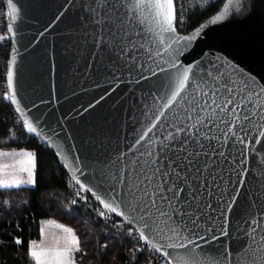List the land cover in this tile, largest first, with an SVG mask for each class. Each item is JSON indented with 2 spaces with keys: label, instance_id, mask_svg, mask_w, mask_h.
Returning a JSON list of instances; mask_svg holds the SVG:
<instances>
[{
  "label": "snow or ice",
  "instance_id": "6c2138e0",
  "mask_svg": "<svg viewBox=\"0 0 264 264\" xmlns=\"http://www.w3.org/2000/svg\"><path fill=\"white\" fill-rule=\"evenodd\" d=\"M259 5L264 0L259 4L226 0L221 11L187 35L177 31L174 0H79L78 6L71 0L70 8L78 7L75 17L61 13L77 33L75 55L90 73L131 85L129 112L139 125L124 151L118 144L112 149L118 153L114 159L104 143L106 130L101 129L99 136L92 134L88 143L98 152L103 150L101 157L93 158L103 162L95 168L91 186L74 174L80 190L76 195L91 192L103 208L97 215L122 218L121 223L114 222V228L126 222L129 227L120 234L160 254L161 264H264V84L255 77L234 78L243 73L219 56L192 63L181 60L202 34H208L209 24L230 16L259 15L264 20V8ZM7 9L8 17L17 21L21 13L17 3L7 0ZM7 31L15 35L13 23ZM15 59L13 55L12 63ZM13 79L10 67L7 85L13 91L5 98L24 117L22 127L39 136L41 121L48 120L44 115L34 117L35 123L28 119ZM44 139L52 144L47 135ZM20 155L27 159L19 162L18 172L27 173V178L17 175L11 183L34 184L33 153ZM250 158L262 174L253 173L257 183L254 190L249 189L251 198L237 208L239 189L252 173ZM72 170L84 175L82 167ZM0 186H9V181L0 179ZM59 227L66 233L62 245L31 242L29 255L35 264H76L80 239L73 229ZM14 243L22 242L16 238Z\"/></svg>",
  "mask_w": 264,
  "mask_h": 264
},
{
  "label": "water",
  "instance_id": "95a60500",
  "mask_svg": "<svg viewBox=\"0 0 264 264\" xmlns=\"http://www.w3.org/2000/svg\"><path fill=\"white\" fill-rule=\"evenodd\" d=\"M14 2L21 8L20 17L15 22L8 17L7 0H4L6 29L9 23H13L15 31L14 36L7 31L11 45L7 60L6 93L11 97L13 91L7 85V72L11 67L14 71L13 86L17 99L28 119L35 123L34 117L44 115L48 120V123L41 121L38 127L41 134L38 137L55 155L59 151L60 155L56 157L74 183L75 174L82 182L91 186L95 183L91 179L92 174L98 164L103 162L93 158L101 157L103 150L98 152L88 143L92 134L99 136L101 129L106 130L104 143L114 159L118 153L112 149L118 144L119 150L124 151L126 144L132 140L134 129L139 127L135 125L132 113L129 112V106L133 104L131 85L119 81L114 83L111 79L106 80L90 73L84 60L75 55L73 45L76 43L77 33L69 27L67 17L74 18L78 7L70 8L71 0L67 3L66 0ZM76 3L78 6L79 0ZM248 3L251 4L252 0H248ZM257 3L259 4V0ZM174 5L177 13L175 0ZM259 7L264 8V5ZM222 8L223 6L218 12ZM64 12H67V17L61 16ZM58 16L61 17L59 20ZM212 16L201 24H206ZM195 28L188 32L177 31L181 35H187ZM205 32L208 34H202L185 51V55L181 57L182 62L192 63L205 58L215 60L219 56L235 64L243 73L234 78L243 81L245 77H255L259 84H264V20L259 15L249 19L230 16L224 22L209 24ZM13 55L16 57L14 63ZM41 100L46 103H41ZM7 101L15 110L16 105L8 98ZM33 104L37 107H33ZM50 113L53 115L49 116ZM17 115L24 120L19 113ZM45 135L50 137L52 144L45 141ZM75 156H79L80 161H74ZM256 164V160L250 158L252 173L246 177L244 188L239 189L241 195L237 208L240 203L251 198L249 189L254 190L257 183L253 173L256 176L262 174ZM73 166L82 167L84 175L74 173ZM232 180L234 183L235 174ZM93 190L103 195L99 189ZM88 193L94 198L91 192ZM232 219L235 223L236 217L233 216Z\"/></svg>",
  "mask_w": 264,
  "mask_h": 264
},
{
  "label": "trees",
  "instance_id": "16d2710c",
  "mask_svg": "<svg viewBox=\"0 0 264 264\" xmlns=\"http://www.w3.org/2000/svg\"><path fill=\"white\" fill-rule=\"evenodd\" d=\"M226 0H181L188 11V32L214 15ZM5 5L0 3V9ZM177 6L179 3L177 1ZM6 31L0 12V37ZM10 39H0V149L24 148L35 152L33 187H0V246L2 264H35L29 255L31 242L41 237V223L53 219L70 226L81 242L80 264H144L140 252H133L124 239L111 234L88 206L69 202L73 181L60 165L54 152L36 135L22 127L13 106L5 98ZM21 240L20 245L14 243ZM103 245H107L105 248Z\"/></svg>",
  "mask_w": 264,
  "mask_h": 264
},
{
  "label": "built area",
  "instance_id": "2783aa9c",
  "mask_svg": "<svg viewBox=\"0 0 264 264\" xmlns=\"http://www.w3.org/2000/svg\"><path fill=\"white\" fill-rule=\"evenodd\" d=\"M176 1V7H177V18L178 22L176 24V27L178 31L180 32H185L186 30L189 29L191 23L190 19L188 17V11L183 7L181 4V0H175ZM177 1L179 3V6H177ZM3 2L4 0H0V3ZM5 5V4H4ZM0 12L3 13L4 15V21H5V6L0 9ZM183 21V22H179ZM6 23V22H5ZM2 37L3 38H9L7 29L6 31L2 32ZM35 135V134H34ZM37 136V135H36ZM77 191H80L76 183H72L71 188H70V197H69V202L70 204L72 200H76L77 202L72 205L76 206H88L92 211L95 213V215L107 225V228L111 234H113L117 238H121L129 242L132 246L134 247H143L144 251L140 252L145 260L144 264H161L162 258L160 257V254L158 253H150L148 251V248L143 245V242L138 241L136 238H131V237H126L124 235H121L120 233L126 232L127 228L129 227L126 222H123V227L120 229H115L114 228V222L116 223H121L122 218H119L117 216L110 215L107 219L99 217L97 215V210H103L102 206L88 193L81 191V196L77 197L76 193ZM3 244V238L0 237V246ZM1 256V255H0ZM0 264L1 263V257H0Z\"/></svg>",
  "mask_w": 264,
  "mask_h": 264
},
{
  "label": "crops",
  "instance_id": "0c3cea01",
  "mask_svg": "<svg viewBox=\"0 0 264 264\" xmlns=\"http://www.w3.org/2000/svg\"><path fill=\"white\" fill-rule=\"evenodd\" d=\"M22 152L33 153V160L35 163V167L33 169V179L35 181L36 156L33 150L24 149V148L0 149V153H4V155H0V179H6L9 181V186H0L1 188L33 187L35 185L34 183V184H23L21 186H16L11 183L13 178L16 177L17 175H19L23 179L27 178V173L18 172V169L21 166L19 162L27 159L26 156L20 155V153ZM48 220L49 221L44 225L43 222L41 223V229H43L44 231L43 234H41V237L35 241L37 242V244L43 242L46 246L49 247H55L57 246V244L62 245L66 233L64 232L63 228L59 226L63 225L66 228H71V227L63 223L57 222L56 220H52V221H50V219Z\"/></svg>",
  "mask_w": 264,
  "mask_h": 264
},
{
  "label": "rangeland",
  "instance_id": "374dc122",
  "mask_svg": "<svg viewBox=\"0 0 264 264\" xmlns=\"http://www.w3.org/2000/svg\"><path fill=\"white\" fill-rule=\"evenodd\" d=\"M53 219H50V221H52ZM49 220L47 219V220H44V221H42L43 222V225L45 224V223H47ZM58 222V221H57ZM61 223V222H60ZM64 224V223H63ZM66 225V224H65ZM68 226V225H67ZM70 227V226H69ZM64 240V239H63ZM75 260H76V264H80V260H79V252L78 253H75Z\"/></svg>",
  "mask_w": 264,
  "mask_h": 264
}]
</instances>
